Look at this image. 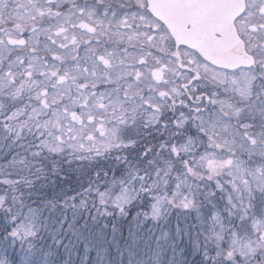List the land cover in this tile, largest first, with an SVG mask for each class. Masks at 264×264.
I'll return each instance as SVG.
<instances>
[{
  "label": "snow or ice",
  "instance_id": "1",
  "mask_svg": "<svg viewBox=\"0 0 264 264\" xmlns=\"http://www.w3.org/2000/svg\"><path fill=\"white\" fill-rule=\"evenodd\" d=\"M194 7L188 0H162L159 5L152 0H0V131L17 143L25 132L35 131L40 148L50 153L68 150L92 158L133 146L121 143V126L142 122L146 127L172 128L178 134L194 124L197 137L179 146L161 145V151L183 165L186 178L176 177L171 198H156L153 219L165 202L194 207L191 191H181L190 189L188 179L216 181V189L228 193V214L237 216L243 229V233L231 232L224 260L252 264L258 253L264 254V213L254 212L257 194L264 206V160L250 169L260 176L255 186L245 177V186L240 187L231 173L229 181L222 182L224 164L198 152L197 145L205 142L219 147L208 123L211 114L208 121L204 119L213 92L187 63L176 66L179 53L190 50L176 44L166 23L173 14L189 18ZM183 26L193 28L192 23ZM197 62L208 63L199 57ZM208 67L223 71L210 63ZM258 85L259 96L264 77H258ZM254 103L264 113V99ZM260 140L264 143V136ZM172 172L171 163H166L144 187L167 185ZM137 178L142 183L147 179ZM0 183L9 186L14 181L0 179ZM123 193L112 201L121 212L129 202L128 189ZM105 203L106 195L101 194L100 204ZM0 211H11L5 196H0ZM213 220L219 226L213 233L219 247L225 228L219 215ZM34 235L24 225L11 232L13 238L24 240Z\"/></svg>",
  "mask_w": 264,
  "mask_h": 264
},
{
  "label": "rangeland",
  "instance_id": "2",
  "mask_svg": "<svg viewBox=\"0 0 264 264\" xmlns=\"http://www.w3.org/2000/svg\"><path fill=\"white\" fill-rule=\"evenodd\" d=\"M248 137L251 140V136ZM237 140L234 144L237 146L233 145L232 149L239 148L243 137H237ZM35 152H39V155H33ZM108 153L90 159L100 161ZM199 153L207 154L205 151ZM74 155L76 154L68 150L50 153L40 148V139L35 131L25 132L19 143L0 131V179L14 181L9 186L0 183V196H5L11 207V211H0V264H13L14 261L17 264H54V259L59 261L58 264H68L72 255L76 257L77 249H80V256L76 257L79 261L77 264H85L90 254H94V261L100 264H107L113 258L117 264H191L189 260L193 261L200 255L204 257L203 262L210 258L217 264H228L222 253L230 247V234L233 231L243 233V229L239 218L228 214V193L217 190L216 181L188 179L190 189L185 187L181 191L184 194L191 191L194 207L184 209L165 202L160 207L158 218L153 219L156 198H171L176 191V177L186 178L183 165H176L168 152H160L155 163L148 162L154 155L146 156L144 162L128 169H120L108 180L94 182L93 187L72 204L70 201H74L73 199L60 201L57 205L43 199L40 205H31L30 200L38 197L36 195L39 191L51 188L52 177L48 176L47 165H61L63 159L66 158L62 164ZM212 156L217 163L224 164L219 177L222 182L229 181V173L240 187L245 186V177L253 181V186L260 179L259 174L254 176L250 171L252 167L249 166L253 163L241 161L238 157L219 160L215 151ZM77 157L86 162L90 160ZM162 158L164 161H161ZM168 158H172L170 162ZM166 163H171L173 167L168 184L151 190L144 187L153 182L155 173ZM227 165L228 168H225ZM14 167L16 171L11 173L9 170ZM137 177L147 179L142 183ZM125 188L128 189L129 202L121 212L112 201L124 194ZM209 193L214 195L210 196ZM101 194L106 195L104 205L100 204ZM254 204L256 215L264 213L259 194ZM97 212L100 216L104 213L105 218H113V224H94ZM216 212H220L226 221L223 223L224 239L219 242V247L213 237V233L219 231V226L216 225L215 228L213 220ZM79 216H84L86 221L77 225L75 223L79 221ZM206 217L213 222L207 226L210 227L209 231H205ZM20 225L30 228L35 235L28 240L13 238L11 232ZM93 230L95 234L92 233ZM69 232L76 236L65 240L63 256L59 251L56 255L54 247L59 248L63 235ZM112 252L115 253L114 257ZM236 260L239 262L240 257L237 256ZM252 264H264V254L258 253Z\"/></svg>",
  "mask_w": 264,
  "mask_h": 264
},
{
  "label": "flooded vegetation",
  "instance_id": "3",
  "mask_svg": "<svg viewBox=\"0 0 264 264\" xmlns=\"http://www.w3.org/2000/svg\"><path fill=\"white\" fill-rule=\"evenodd\" d=\"M152 3L159 5L161 2L152 0ZM188 3L193 4L192 0ZM240 11L232 25L227 23L222 26L204 20L202 12H198L196 7L191 9L189 18L175 14L172 21L167 19L166 23L169 30L175 32L172 36L176 44L187 45L190 50L179 53L176 66L187 63L190 69L194 68L199 73L207 90L213 92V103L208 105L209 111L204 119L208 121L211 114L212 120L208 123L219 147L205 142L204 145H197L198 152L212 155L215 151L217 159L223 161L238 157L241 161L253 163L248 166L254 168L258 161L264 160V143L260 140L264 136V113L254 103L258 98L264 99V90L257 95L258 77H264V73L260 72L264 68V0H244V8ZM184 23H192V30H185ZM193 52L197 55H192ZM197 57L208 63H198ZM209 63L223 71L215 72L208 67ZM166 115L167 119H172L170 113ZM197 136L194 124L178 134L172 128L146 127L142 122H137L135 126H121L118 131L121 143L133 146L109 151L112 160L107 162L114 172L117 168L128 169L144 162L146 156L154 155L148 162L155 163L160 152H167L161 151V145L179 146L187 138ZM241 136L243 140L239 148L232 149L238 142L237 137ZM171 159L168 158V161ZM174 160L176 165L180 163Z\"/></svg>",
  "mask_w": 264,
  "mask_h": 264
},
{
  "label": "trees",
  "instance_id": "4",
  "mask_svg": "<svg viewBox=\"0 0 264 264\" xmlns=\"http://www.w3.org/2000/svg\"><path fill=\"white\" fill-rule=\"evenodd\" d=\"M78 154L74 155V157L70 160H66L63 164L62 162L66 159H63L61 161L60 167L58 165L48 164L47 165V171L48 176L52 177V183L51 188L39 191L36 196L33 199L30 200L31 205L38 206L40 205V201L45 199L46 201H51L53 204L57 205L60 201L65 202L66 200L69 201V199H73L74 201H70V204L72 202H77L78 197H81L83 194H85V191H89L92 187L94 182L102 181L103 179L108 180L111 176L115 175V173L120 171V168H117L114 172V168L110 165L107 161H111L112 159L109 156V153L102 157L100 161H96L95 159H90L87 162L79 159L77 157ZM79 156V155H78ZM95 162H98L95 164ZM45 170V169H44ZM11 173H14L15 167L13 169L9 170ZM23 171V170H22ZM96 174H98V177H96ZM107 174V176L105 175ZM76 197V198H75ZM75 198V199H74ZM217 215H219L222 219V223H226L225 218L221 216L220 212H216ZM103 216H100V213L97 212L96 219L94 218V224H100L110 222V224H113V218H105L104 213H101ZM107 216V215H106ZM90 219L92 218V213L89 214ZM44 218V217H43ZM107 219V220H105ZM205 219V226L207 227L212 220L209 217L204 218ZM210 220V222H209ZM84 221H86V218L84 216H79V221L75 224L80 225L83 224ZM90 221V220H88ZM100 221V222H99ZM213 223V222H212ZM223 224V225H224ZM71 228V226H70ZM216 228V224H215ZM210 227H207V230L209 231ZM216 230V229H215ZM92 233L95 234L94 230ZM92 234V235H94ZM64 236L63 241L61 242L59 248L54 247V253L56 252V255L58 251L63 256V251L66 249V239H71L72 237H75L76 235H73L69 232ZM69 249V248H68ZM223 249V247H222ZM220 249V250H222ZM78 252H76V257L80 256V249H77ZM114 254L112 252V257H114ZM72 259L68 262V264H77L79 261L76 259L74 255H72ZM95 255L90 254L88 257V260L85 264H100L98 262H95ZM56 258V256H55ZM191 264H217L216 262L210 260V258L204 261V257L202 255L195 258V260L191 261L189 260ZM59 261H55L54 264H58ZM13 264H17L16 261L13 262ZM107 264H117L116 260L113 258L109 263ZM173 264H176L173 262Z\"/></svg>",
  "mask_w": 264,
  "mask_h": 264
},
{
  "label": "water",
  "instance_id": "5",
  "mask_svg": "<svg viewBox=\"0 0 264 264\" xmlns=\"http://www.w3.org/2000/svg\"><path fill=\"white\" fill-rule=\"evenodd\" d=\"M162 2V0H153ZM197 11L202 12V18L210 20L213 24H233L235 18L244 8V0H192ZM175 14L172 15V18ZM170 18V21H172ZM229 25V26H230ZM174 36V31L171 30Z\"/></svg>",
  "mask_w": 264,
  "mask_h": 264
}]
</instances>
